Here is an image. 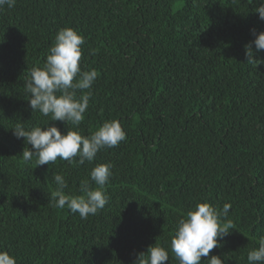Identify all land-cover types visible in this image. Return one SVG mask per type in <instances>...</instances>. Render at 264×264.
I'll return each instance as SVG.
<instances>
[{
	"label": "trees",
	"instance_id": "trees-1",
	"mask_svg": "<svg viewBox=\"0 0 264 264\" xmlns=\"http://www.w3.org/2000/svg\"><path fill=\"white\" fill-rule=\"evenodd\" d=\"M259 0H16L0 9V250L17 264H135L158 243L170 250L180 219L197 203L231 204L233 229L209 253L248 264L264 236V32ZM85 38L80 67L95 69L78 129L32 112L25 90L58 30ZM255 52V46L253 44ZM118 120L126 140L84 165L25 163L13 129L55 124L89 136ZM111 163L108 203L82 219L54 206V176L77 195L98 164ZM202 257L201 264H208Z\"/></svg>",
	"mask_w": 264,
	"mask_h": 264
},
{
	"label": "clouds",
	"instance_id": "clouds-1",
	"mask_svg": "<svg viewBox=\"0 0 264 264\" xmlns=\"http://www.w3.org/2000/svg\"><path fill=\"white\" fill-rule=\"evenodd\" d=\"M16 0H0V9L12 8ZM259 19L264 21V0L254 9ZM255 39L244 45L245 56L250 64L260 63L255 53L264 50V32L256 33ZM85 43L83 35L70 27L58 30L55 42L49 50L42 67H33L30 78L25 81V90L29 94L28 103L32 112L38 111L43 116L51 114L50 121L71 122L78 129L84 120V113L89 107L91 91L82 95L77 92L90 90L98 77L95 69L83 71L80 67L81 46ZM255 46V52L253 50ZM17 139L23 138L31 149L24 148L21 157L25 163L36 158V166L55 163L57 159L84 165L95 160L98 152L113 148L126 140V132L118 120L105 121L102 126L89 136H83L78 130L62 133L55 124L26 129L17 124L13 129ZM111 163L98 164L90 172V179L97 186L93 189L89 180H83L77 195L67 194V180L62 174L54 176L55 190L51 192L54 206L67 207L72 213H78L82 219L96 215L108 203L109 197L105 186L112 175ZM231 204H224L217 209L207 202L197 203L186 216L179 220L171 238L170 250L179 264H201L202 257H209L214 248L220 247V241L233 229L231 220H226ZM169 261V250L155 243L146 252L139 253L135 264H164ZM248 264H264V236L259 239V246L247 253ZM208 264H223L218 255L207 259ZM0 264H17L15 256L9 251L0 250Z\"/></svg>",
	"mask_w": 264,
	"mask_h": 264
}]
</instances>
